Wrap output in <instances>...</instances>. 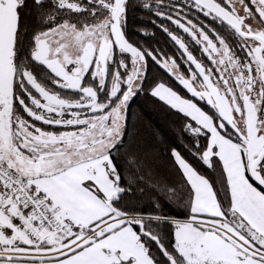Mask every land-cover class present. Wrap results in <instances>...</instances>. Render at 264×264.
<instances>
[{"label": "snow or ice", "instance_id": "6c2138e0", "mask_svg": "<svg viewBox=\"0 0 264 264\" xmlns=\"http://www.w3.org/2000/svg\"><path fill=\"white\" fill-rule=\"evenodd\" d=\"M0 264H264V0H0Z\"/></svg>", "mask_w": 264, "mask_h": 264}, {"label": "trees", "instance_id": "16d2710c", "mask_svg": "<svg viewBox=\"0 0 264 264\" xmlns=\"http://www.w3.org/2000/svg\"><path fill=\"white\" fill-rule=\"evenodd\" d=\"M143 15L144 13L142 12L132 14L129 19V25L134 32L146 29L149 35H137L135 38L145 47L163 48L165 51L170 52L172 49L169 47L170 42L166 36L152 24V27L147 25L150 21L144 20L142 18ZM22 25L28 38L37 29L34 21L27 14L23 17ZM151 28L155 30V35H152L154 32L151 31ZM130 120L136 125V131L146 138L150 137L153 132H157L165 140L175 141L179 134L180 124L177 122L176 117L168 113L153 98L146 94H141L134 99L131 105ZM178 218L183 217L178 215Z\"/></svg>", "mask_w": 264, "mask_h": 264}, {"label": "flooded vegetation", "instance_id": "af4514ba", "mask_svg": "<svg viewBox=\"0 0 264 264\" xmlns=\"http://www.w3.org/2000/svg\"><path fill=\"white\" fill-rule=\"evenodd\" d=\"M142 18H143L144 20H146L147 22L150 21V20H149V17H148L145 13H144V15L142 16ZM147 25H150V26H151V23L148 22ZM150 26H149V27H150ZM151 27H152V26H151ZM157 30H158V29H157ZM151 31H153L154 33H156L155 30H154L153 28H151ZM158 31H159V30H158ZM159 32H160V31H159ZM163 35H164V34H163ZM164 36H165V35H164ZM171 51H172V50H171ZM171 51H170V52H171Z\"/></svg>", "mask_w": 264, "mask_h": 264}]
</instances>
